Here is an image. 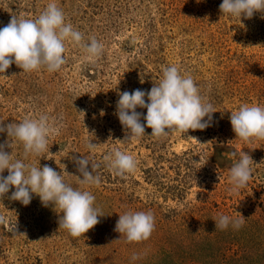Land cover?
<instances>
[{"label": "rangeland", "instance_id": "rangeland-1", "mask_svg": "<svg viewBox=\"0 0 264 264\" xmlns=\"http://www.w3.org/2000/svg\"><path fill=\"white\" fill-rule=\"evenodd\" d=\"M49 2L0 0V28L12 16L35 19ZM222 2L55 0L65 23L84 34L82 43L95 37L103 53L92 58L65 41L66 63L58 71L25 72L13 63L0 73V121L44 114L54 129L40 155L25 158L23 143L7 132L0 143L10 141L5 151L14 160L49 165L73 188L90 191L103 216L73 237L59 228L58 206H43L37 194L25 206L9 198L13 186L0 198V264H264V139L236 137L229 119L241 105L264 106V13L222 14ZM167 66L193 77L216 111L211 125L159 138L145 127L143 136L124 140L127 130L114 114L118 92L150 90ZM89 141L97 144L94 151ZM116 148L134 156V173L118 176L106 166L104 156ZM241 151L251 155L253 172L245 187L232 191L230 169ZM81 155L99 165V185L80 184L73 157ZM129 211L154 214L147 240L128 242L114 230ZM221 215H242L244 223L216 228Z\"/></svg>", "mask_w": 264, "mask_h": 264}, {"label": "clouds", "instance_id": "clouds-1", "mask_svg": "<svg viewBox=\"0 0 264 264\" xmlns=\"http://www.w3.org/2000/svg\"><path fill=\"white\" fill-rule=\"evenodd\" d=\"M219 8L222 14L252 18L256 12L264 13V0H223ZM65 19L55 0L49 2L35 19L12 16L9 23L0 28V73L13 63L25 72L41 68L49 72L58 71L66 63L65 41L81 45L90 57L99 58L103 53V43L95 37H89L90 43H82L84 34L71 23H65ZM118 95L114 114L127 130L124 140L130 136H143L145 127L151 128V135L157 138L167 136L168 131L173 129L184 133L189 129L204 130L211 125L212 114L216 112L212 103L200 94L193 77L182 75L178 66L164 67L162 79L150 90L135 89L118 92ZM137 107L146 108V115L136 111ZM142 116L146 124L141 122ZM229 119L236 137L243 140L253 137L264 139V106L241 105L237 111L231 112ZM53 131L49 117L44 114L37 118H25L22 122L4 124L0 121V133L7 132L8 137L23 143L25 158L29 154L40 155L49 150L48 137ZM6 147L11 148L9 140L0 143V198L14 186L15 190L9 198L27 206L33 198L32 194H37L43 206L52 204L59 207V213H63L58 220L59 228L66 229L73 237L84 235L100 222L98 217L103 214L94 207L96 198L90 191L73 188L65 182L61 172L49 165L41 167L40 164L36 166L20 159L14 160L12 154L5 151ZM96 147V143H87L89 151H94ZM231 155L235 157L236 153ZM239 156L238 162L230 169L232 191L245 187L253 172L251 155L241 151ZM73 160L83 177L79 180L80 184L99 185L98 164L82 155L73 157ZM104 161L118 176L134 173L137 167L134 156L119 148L107 153ZM90 162L91 171L88 167ZM5 169L8 170L7 176L3 175ZM244 219L242 215L236 220L221 215L215 221L216 228L226 229L231 222L239 229ZM3 223L5 217L0 215V224ZM154 228L155 217L151 211H129L119 215L114 230L124 234L128 242H140L147 240ZM15 230L18 232L17 224ZM137 258L135 254L132 257L133 260Z\"/></svg>", "mask_w": 264, "mask_h": 264}]
</instances>
